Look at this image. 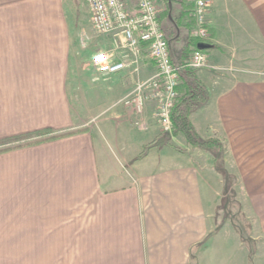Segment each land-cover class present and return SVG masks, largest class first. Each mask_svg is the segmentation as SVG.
<instances>
[{
	"label": "crops",
	"instance_id": "0c3cea01",
	"mask_svg": "<svg viewBox=\"0 0 264 264\" xmlns=\"http://www.w3.org/2000/svg\"><path fill=\"white\" fill-rule=\"evenodd\" d=\"M136 11L135 0H126ZM172 61L188 63L194 0H156ZM210 39L197 68L207 103L190 114L202 138L221 139L244 187L254 255L231 223L217 232L222 179L206 149L162 133L157 104L141 115L116 104L156 72L147 47L139 73H102L99 52L129 61L78 0H0V141L67 133L0 151V264H264V0H209ZM139 118V124L136 119ZM16 144L7 142L0 147ZM132 145V146H131ZM130 147H133L130 149ZM129 150L131 152H129Z\"/></svg>",
	"mask_w": 264,
	"mask_h": 264
},
{
	"label": "built area",
	"instance_id": "2783aa9c",
	"mask_svg": "<svg viewBox=\"0 0 264 264\" xmlns=\"http://www.w3.org/2000/svg\"><path fill=\"white\" fill-rule=\"evenodd\" d=\"M89 6L95 29L102 34H111L115 49H127L132 54L129 61H114L113 54L99 52L93 63L102 73H115L133 68L139 73V57L145 43L150 58L155 62L156 72L147 78H138L134 87L116 104L124 105L136 115H141L148 100L157 104V116L162 133H170L173 128L171 111L174 107L180 82V69L172 61L166 34L158 19L156 0H135L136 11L129 10L126 0H85ZM209 0H194V26L191 37L200 43L210 39L207 10ZM192 68L209 65L206 53L199 47L192 49L187 63ZM140 119H136L139 124Z\"/></svg>",
	"mask_w": 264,
	"mask_h": 264
},
{
	"label": "trees",
	"instance_id": "16d2710c",
	"mask_svg": "<svg viewBox=\"0 0 264 264\" xmlns=\"http://www.w3.org/2000/svg\"><path fill=\"white\" fill-rule=\"evenodd\" d=\"M204 43L205 42H197L196 45L200 46ZM143 44L146 45L145 43ZM176 90L178 91V96L176 97L174 107L171 111V117L173 122L172 131L170 133H161L155 138H153L151 141L146 143L143 146V150L134 158V160L136 161L142 159L148 154L150 149L154 147H162L164 145H169L175 148L176 150L184 151L183 148H180L171 143L172 136L177 135L178 133H183L187 139L188 144H190L192 147L207 149L212 152L214 166L223 177L224 191L225 193H227L229 187L233 186L235 183L238 182V177L235 173L231 172L226 165V146L221 139L215 137L202 138L196 131L190 119V114L193 111L208 102L210 97L209 89L198 77L196 73V68H192L187 63H185L181 66L180 82L177 85ZM51 133L52 131L50 129H43L2 140L0 141V146L6 144L7 142H15L16 144L4 148L0 147V151L10 149L19 145L34 143L47 138H53L67 134L57 133L49 135ZM35 136L38 138L34 140L33 138ZM220 208L221 207H218V210ZM215 219L217 226L215 231H213V233L211 234H214L215 232L220 230V228L226 221L225 218L220 220L219 214H216ZM205 241L198 243L196 247L202 246ZM192 258H195L193 254Z\"/></svg>",
	"mask_w": 264,
	"mask_h": 264
},
{
	"label": "rangeland",
	"instance_id": "374dc122",
	"mask_svg": "<svg viewBox=\"0 0 264 264\" xmlns=\"http://www.w3.org/2000/svg\"><path fill=\"white\" fill-rule=\"evenodd\" d=\"M78 2H80L81 4V17H84L86 16V12H87L86 10L87 3L85 4V0H78ZM37 138L38 137L35 136L33 139L35 140ZM132 148L133 147H130V149ZM142 150H143V147L141 151ZM207 151L211 153L210 155H212V152L210 150L206 149L204 152L207 153ZM226 151L227 150H225V152ZM129 152L131 151L129 150ZM226 158H227V153H225V159ZM226 165L228 169L231 172L235 173L238 177V174L233 166V163L230 162L229 160H226ZM220 177L222 179V187H220L221 188L220 196L218 199V203L216 204V207H215V216L216 214H219L220 220L225 218L226 219L225 223H231L233 225L236 231L240 234V238L242 240L243 245L247 246L250 249V257H253L255 246L258 240L253 238L254 236H253V230L251 227V220L246 212V207H245L246 202L244 201L246 196L244 192V187L240 185L239 182H237L233 186H230L227 193H225L224 181H223V177L221 174H220ZM238 181H239V178H238ZM218 207H221V208L218 210ZM44 252L45 254H47L48 251H43V253ZM43 253L42 251H33L32 264H41ZM197 253H198V248H194L193 255L195 258H193L192 264H196ZM234 257L235 259L239 260V262H236L237 264H247V263H244L243 261V253L241 251L239 255L236 254Z\"/></svg>",
	"mask_w": 264,
	"mask_h": 264
},
{
	"label": "water",
	"instance_id": "95a60500",
	"mask_svg": "<svg viewBox=\"0 0 264 264\" xmlns=\"http://www.w3.org/2000/svg\"><path fill=\"white\" fill-rule=\"evenodd\" d=\"M204 45L202 44V45H200V47H203Z\"/></svg>",
	"mask_w": 264,
	"mask_h": 264
},
{
	"label": "bare ground",
	"instance_id": "6f19581e",
	"mask_svg": "<svg viewBox=\"0 0 264 264\" xmlns=\"http://www.w3.org/2000/svg\"><path fill=\"white\" fill-rule=\"evenodd\" d=\"M167 38V37H166Z\"/></svg>",
	"mask_w": 264,
	"mask_h": 264
}]
</instances>
